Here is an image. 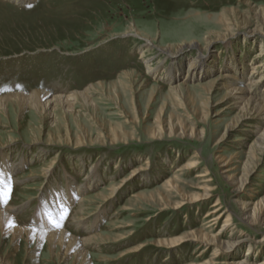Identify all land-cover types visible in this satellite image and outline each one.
<instances>
[{"label": "rangeland", "instance_id": "rangeland-1", "mask_svg": "<svg viewBox=\"0 0 264 264\" xmlns=\"http://www.w3.org/2000/svg\"><path fill=\"white\" fill-rule=\"evenodd\" d=\"M262 7L264 0H0V97L33 90L64 96L103 82L92 96L94 108L76 102L72 111L56 105L39 114L10 102L0 113V145L10 147V163L20 166L12 180H21L10 190L4 186V208L9 206L12 215L33 229L65 230L77 239L99 233L102 240L85 248L90 264H198L209 258L212 246L195 240L169 247L167 241L191 231L217 233L224 217L212 220L214 214H208L219 199L231 221L218 235L242 239L237 257L249 247L251 256L264 261V225L246 223L238 202L264 196V150L256 146L249 152L255 134L248 130L257 120L238 123L220 140L225 122L239 108L228 99L216 104L223 94L220 88L208 108L202 102L217 71L240 77L241 84L247 81L253 56L264 45ZM220 14L225 22L218 20ZM225 25L235 29L229 43L218 37L226 33ZM209 33L216 39L207 45ZM146 37L159 47L194 40L206 56L217 51L215 67L186 82L191 94L187 106L171 95L169 88L176 81L145 72L139 53ZM234 63L242 65L240 71ZM128 70H134L133 81L121 76ZM256 87L255 98L264 102V79ZM224 105L231 108L215 114ZM262 122L256 125L264 127ZM158 129L162 134L154 137ZM190 160L197 167H189ZM42 167L49 168L46 177L41 176ZM247 169L248 179L239 191L238 184L224 178V173L238 178ZM86 173L101 181L80 192L76 188L75 197H69L64 191L68 182L74 187L88 184L93 175L80 177ZM168 179L181 194L169 189ZM111 185L120 187L102 201ZM201 187L210 189V196L194 201ZM80 197L86 199V210L78 219L73 212ZM40 202L50 208L48 214L60 210L56 221L61 227L34 220ZM178 202L183 205L175 208ZM8 243L0 249L8 264H78L71 257L51 256L46 244L28 245L29 254H35L30 260L23 245L15 252ZM224 255L212 264H229Z\"/></svg>", "mask_w": 264, "mask_h": 264}, {"label": "bare ground", "instance_id": "bare-ground-1", "mask_svg": "<svg viewBox=\"0 0 264 264\" xmlns=\"http://www.w3.org/2000/svg\"><path fill=\"white\" fill-rule=\"evenodd\" d=\"M19 1H22V0H19ZM259 12L262 14L263 16L262 22H264V8L263 7L260 8ZM235 15L237 16V14ZM218 16H219L218 17L219 21L225 22L224 21L225 17L223 15L220 14ZM227 25H225L226 33L223 34L222 36L220 35L218 36L219 40H221V42L223 43L225 41L229 43L228 41L231 40L232 38L231 36L235 35V31H234L235 29H232L231 27H228ZM230 32L232 33L230 34ZM135 33L139 34L138 32H135ZM212 36L213 35L209 33L205 37V42L207 45H209L213 40L216 39ZM150 39L146 37V40H148V42L143 46V48H141L140 53H139L141 55V58L143 59L142 62L144 63V66H145V72L149 73L154 78L165 79L168 81H171V80L176 81L174 82L175 84L172 83L174 85L170 86L169 88V90L172 92L171 95L175 98V101H177V103L179 102L181 105L187 106L188 103L191 101V97H190L191 94H190L189 89L186 86V82L190 80H194V79L197 80L198 78L203 77V75H205L207 71L214 68L215 66L212 62L214 60L213 57L217 55V51L216 53L212 51V54L206 56L205 53H202V51H200L202 49L200 48V44L198 41L192 40L190 42L186 41V42H182L176 45L168 44L164 47H159L154 43L153 40H152L153 42H151ZM223 47L229 48L228 50L233 49L232 46L228 47L224 45ZM202 48H205L206 50L207 47H202ZM263 48H264V45L261 46V49L256 51V53L254 54L253 58L254 59L256 58V61L252 62L253 64H252V67L250 69V74H249L250 76L247 77L246 82L241 84L240 77H236L232 73H227L226 71H223V72L217 71L218 75L217 77L215 76L216 79L214 81H211V83L206 87L207 95L202 101L204 105L208 108L209 105L211 104V101H210L211 95L215 92V89L220 88L222 90L221 93L223 94L219 98L216 104L224 103L228 99L230 100V104H232L233 107L239 108L237 114H235L232 119L225 122L224 124L225 130L221 134L219 138L220 140L224 138V136H226V133L228 130H233L235 127H237L238 123H245V122H248L247 120L253 119V118L257 120V122L251 123L252 124L250 125L251 128H249L250 130H248L250 132H254L255 134V138L249 147V152L251 153L254 147L256 146L259 147L260 150H264V127L256 125V123L258 122L260 123L261 121H263L262 123H264V102L260 101L258 98H255L254 96V88H257L256 87L257 83L264 79V53H263L264 51H263ZM147 52H150L148 53L150 57L146 56L147 54L145 53ZM162 56H164L163 57L164 59L162 58ZM156 58H158L157 62L155 64L152 63L153 60H155ZM167 58H169L168 60H170L169 63H165V64L162 63ZM234 64H237V63H234ZM237 65H240V66H238V68H235V70L237 71L238 69V71H240V68L242 67V65L241 64H237ZM181 70H183L182 75H181ZM254 74H259L258 75L259 77L255 78ZM121 76L124 77V79H132L134 77V70L123 71L121 73ZM101 86L103 87V82H98L97 84H89L81 90H74L70 94L64 95V96L50 95L47 92L38 91V90H33L29 94L20 93L16 91H15L16 93L9 92L8 94L2 95L0 97V113L6 112L7 105L10 102L14 103L19 108H22V109L29 108L39 114H45L48 108H51V107L54 108L56 107V105H59L63 109L65 108L66 110L72 111L73 104L76 102H80L81 105L84 104V106H92L94 108L95 103L92 99V96L95 94L94 92H95L96 87H101ZM230 108H231L230 105H226V106L224 105L220 107L218 112L215 114H221ZM159 117L160 116H158V120H159ZM161 124L162 123H160V130L162 129ZM169 125H170L169 126L170 130H173L174 124L172 123L171 120L169 121ZM161 132L162 131H159V129L158 131L153 132L154 137L162 134ZM193 132L194 131L191 129V133ZM32 142L36 144L39 141L37 140V141H32ZM9 148L10 147H4L0 145V154L2 155L1 160H0V177H1L0 178V249L5 245L6 242L10 243L11 248L14 249L15 252L16 250L19 251L20 247L23 245L27 249L26 252L28 253L30 260L31 259L33 260V258H35V254L34 253L29 254L31 248L28 250V245L39 247L42 244H46V247L48 248V251L51 256L56 255L58 259L60 260L63 258L71 257L72 263L90 264V260L87 257L85 248L88 244L92 242L95 243L99 239L102 240V237L99 233H96V234L94 233L93 235H90L89 237H86L83 239H77V236L76 238L69 236L65 230L33 229L31 227L23 225L21 223L22 220L20 221L14 215H12L10 213V208H8L9 206L6 209L4 208V203H5L3 202V199L5 198L4 186L6 185L5 188L10 190L9 188L12 186V184L20 180L18 178L16 179L14 178V180H12L13 179L12 176L14 173H16L19 164H14L12 162L10 163V158L8 157V154H6ZM224 164H227V163L225 162ZM187 165L189 167H192V166L195 167L196 163L194 160H190ZM115 167H117V164H115ZM90 170H92V168ZM41 171H44V175H41V176L46 177L47 173L49 172V168L42 167ZM249 172H250L249 169L245 170V173L241 174L238 178H236L231 173H224V178L234 185L238 184L237 190L239 191V189H242L244 182H246V180L248 179ZM89 173H86L80 176L82 178L83 177L88 178L93 175V177H90V181L88 182V184L81 183L77 187H74L73 185L74 182H70V181L68 182L64 191H66V193L70 195L69 197H75V193L77 192L75 190L76 188H78L77 190L78 192H80L84 190V188L89 189L90 187L96 185L98 182L101 181L100 178L94 177L95 174L93 173L89 174ZM126 180L127 178L125 177L122 180L123 181L122 184H124ZM167 186H169L170 190H174L178 192L179 194H181L179 187L172 180L168 179ZM119 187L120 186L111 185L109 193H107V195L102 196L101 200L103 201V200L111 199L112 195L115 193V191ZM201 190H202L201 193L197 196V198L194 201L203 202L204 200L209 198L210 195L208 194V190L210 189H207V187H204V188L201 187ZM56 195H57V191H56ZM65 195L67 196V194ZM61 196H64V195H61ZM194 197L195 196H193V198ZM63 198L65 197H62V199ZM55 200L59 201V197L57 198L55 197ZM76 200H78L77 206L74 209L73 214L77 216L78 219H80V216L82 214H85L86 199L80 197L79 199L76 198ZM238 202H239V209H240V217H242V219L246 223L251 224V225L260 223L264 225V196L254 202H251L250 200H246V199L239 200ZM41 205H42V202H40L39 204V207L37 209L38 212H36V214L34 215V220L37 219L38 221L42 223L45 222L46 225H50L54 223L56 221V214L57 212H60V210H56L54 208L55 210H53V212L50 211L51 213L48 214L47 211L50 208L48 207L47 209H44L45 206H41ZM64 205L65 206L67 205L69 207L70 204L68 205L67 203H65ZM175 205H176L175 208H177L179 206H182L183 203L178 202ZM58 207L63 209L62 205H58ZM65 209H67V207ZM220 209L222 208L220 207L219 199H216L215 202L212 204L211 212L209 214L207 213L209 216L210 214H214V218L212 220H217V219L224 217L221 228L219 229L217 233L210 235L203 231H199L198 233L195 231H191L184 238L181 237L178 239L167 241V245L169 247H174V246L176 247L182 244L184 241L198 240V242L203 243L206 246L207 245L212 246L211 255L209 256V258L198 264H212L222 254H225V255L227 254V256L230 259L229 264H264L263 260L259 262L257 261L255 256H251L252 250L250 251L249 247H247L246 250L248 251L244 255L237 257V253L235 252V249L242 242L241 238L232 237L233 234L231 233H227V234L222 233L221 235H218V233L221 230H226L227 227L230 226V221H231V213L229 209L227 210L226 208H224L221 211H219ZM162 242L163 241H158L157 243L161 244ZM204 250H205V247H203V251ZM0 258H1V264H8V261H5L3 256Z\"/></svg>", "mask_w": 264, "mask_h": 264}, {"label": "snow or ice", "instance_id": "snow-or-ice-1", "mask_svg": "<svg viewBox=\"0 0 264 264\" xmlns=\"http://www.w3.org/2000/svg\"><path fill=\"white\" fill-rule=\"evenodd\" d=\"M4 202H7L6 199H5ZM53 226L56 227V228H59V227L62 226V224L59 221H56V222H54Z\"/></svg>", "mask_w": 264, "mask_h": 264}]
</instances>
